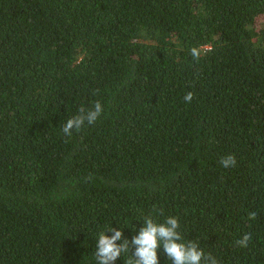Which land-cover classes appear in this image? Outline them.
<instances>
[{
	"label": "trees",
	"instance_id": "obj_1",
	"mask_svg": "<svg viewBox=\"0 0 264 264\" xmlns=\"http://www.w3.org/2000/svg\"><path fill=\"white\" fill-rule=\"evenodd\" d=\"M146 216L264 264V0H0V264H96Z\"/></svg>",
	"mask_w": 264,
	"mask_h": 264
},
{
	"label": "clouds",
	"instance_id": "obj_2",
	"mask_svg": "<svg viewBox=\"0 0 264 264\" xmlns=\"http://www.w3.org/2000/svg\"><path fill=\"white\" fill-rule=\"evenodd\" d=\"M192 55L198 58V50L193 49ZM193 99L192 92L184 97L188 103ZM103 111L100 101H96L89 108L81 107L77 115L65 122L63 133L71 137L73 130L80 131L85 125H94L103 115ZM220 163L224 168H231L236 166L237 160L234 155H228L222 157ZM256 216L255 212L249 213L251 220H255ZM143 223L144 226L131 241L125 239L123 230L111 227L107 232H100L96 242V264H115L125 254H128L127 264H160L158 252L161 248L172 264H219L211 254L205 255L197 242L184 239L178 217L169 216L163 222H156L151 216H146ZM108 232L112 235H107ZM251 239V234H245L235 243L239 247L247 248Z\"/></svg>",
	"mask_w": 264,
	"mask_h": 264
}]
</instances>
